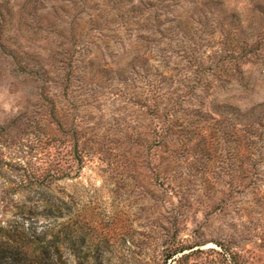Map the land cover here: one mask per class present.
<instances>
[{
    "label": "trees",
    "instance_id": "1",
    "mask_svg": "<svg viewBox=\"0 0 264 264\" xmlns=\"http://www.w3.org/2000/svg\"><path fill=\"white\" fill-rule=\"evenodd\" d=\"M39 1L26 0L17 13L9 3L0 4V48H8V39L3 40L6 21L25 19ZM236 2L92 0L80 7L66 4V14L78 8L67 34L79 35L66 59L51 55L48 67H14L11 73L25 86L35 84L41 99L47 87L57 82L62 84L61 92L76 93L72 83L77 77L78 97L85 104L96 100L99 89L114 81L110 93L128 101L140 115L143 128L136 133L133 127L129 137V145L138 151L123 154L119 150L116 158L122 160L128 153L127 161L142 159L147 168L154 167L159 186L184 205L196 183L186 178L200 177L201 190L221 197L216 212L238 205L243 220L259 214L251 237L264 245V103H244L252 92V72L237 67L236 58L237 52L242 51L241 58L251 54L252 46L264 48V0L255 1L247 19L235 9ZM209 17L215 20L216 31L219 27L217 32L225 33L220 44L229 48L224 49L227 59H222V67H206L205 60L189 50L191 36L201 33L200 26ZM257 19L261 31L248 35ZM116 44L119 49L107 54ZM176 48L181 49L186 67H172ZM48 117L63 139L51 135L53 150L46 163L30 173L21 164L13 165L14 180L0 173V264H99L103 254L92 250L87 237L94 230L92 221L80 220L76 191L68 193L65 183L81 176L89 156L101 154L105 137H97L84 126L63 129L55 101ZM7 166L0 158V170ZM221 176L227 180L217 182ZM216 244L231 264H253L228 243ZM185 251L184 247H167L164 263Z\"/></svg>",
    "mask_w": 264,
    "mask_h": 264
},
{
    "label": "rangeland",
    "instance_id": "2",
    "mask_svg": "<svg viewBox=\"0 0 264 264\" xmlns=\"http://www.w3.org/2000/svg\"><path fill=\"white\" fill-rule=\"evenodd\" d=\"M25 1L0 0V4L9 3L17 13ZM90 1L40 0L31 6L25 19L15 17L12 22L6 21L3 40L8 39V48H0V158L9 166L0 170L1 175L14 180L13 165L21 164L30 173L46 163L53 150L51 135L63 139L56 126L49 122L48 109L55 101L63 129L79 130L84 126L97 137H105L101 154L89 156L81 176L65 183L68 193L76 191L80 220L92 221L94 230L87 237L92 250L97 248L103 254L99 264H165L163 252L167 247H184L186 251L166 264H231L216 241L228 243L253 264H264V245L251 237L255 235V218L259 214L243 220L238 205L216 212L214 207L221 197L201 190L198 176L186 178L196 183L187 196L189 201L180 204L165 187L159 186L154 167L147 168L142 159L127 161L128 153L122 160L116 158L119 150L123 154L138 151L129 145V137L133 127L136 133L143 128L140 115L128 101L110 93L116 85L114 81L99 89L96 100L85 104L78 97L81 90L77 77L72 83V91L76 93L61 92L62 84L57 82L47 87L41 99L35 84L25 86L11 73L14 67H48L51 55L65 60V54L79 39L78 33L67 34L78 8L66 14V4L80 7ZM253 1L237 0L234 5L243 19L251 16L256 0ZM257 21L248 35L255 36L261 31V22ZM200 27L201 33L191 36V55L204 59L206 67H222V59H227L224 49H229L227 44H220L226 39L225 33L219 34V27L216 31V22L211 17ZM113 46L106 50L107 54L119 49L117 44ZM252 47L253 52L243 58L242 51L236 53L237 67H246L252 72V92L244 100L246 105L264 103V48ZM173 54L172 67H186L181 49L176 48ZM249 60L252 64H243ZM224 180L227 178L221 176L216 181ZM87 205H91L88 210L84 208ZM89 259L94 262L93 258Z\"/></svg>",
    "mask_w": 264,
    "mask_h": 264
}]
</instances>
